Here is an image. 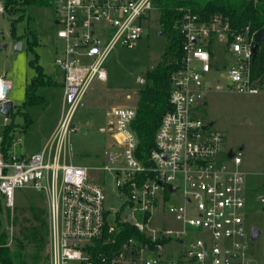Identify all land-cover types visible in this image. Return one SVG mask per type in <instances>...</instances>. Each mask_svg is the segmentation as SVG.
<instances>
[{"label": "built area", "instance_id": "1", "mask_svg": "<svg viewBox=\"0 0 264 264\" xmlns=\"http://www.w3.org/2000/svg\"><path fill=\"white\" fill-rule=\"evenodd\" d=\"M57 38L62 47L55 63L63 72V103L59 122L42 150L6 155L2 143L10 115L0 123V193L15 207L17 191L30 188L45 195L49 223V264H252L246 256L245 174L241 153L225 149L224 135L198 117L211 72H220L226 89L245 95L264 92L253 77L254 33L235 30L222 14L202 18L180 8L175 28L181 37L180 58L170 74L171 110L162 118L155 147L147 162L137 156L139 140L132 128L137 110L114 107L106 111L108 130L123 148V166L104 169L116 176V187L128 195L120 223L145 237L125 241L116 254H94L89 247L105 231L117 232L116 218L105 209L101 186L90 180L89 168L68 163L69 136L78 132L75 114L94 80H108L106 62L118 44L137 46L143 22L159 10L158 0H54ZM0 13L5 8L0 3ZM227 56L218 63L217 47ZM12 82L0 76V107L9 101ZM224 86H218L222 89ZM230 152L233 154L229 157ZM110 163L118 156L107 153ZM179 194L183 203H172ZM258 199L264 205V189ZM130 210V216L126 211ZM165 210L180 229L154 226L155 212ZM188 227L200 230L175 258L165 255L172 242L184 243Z\"/></svg>", "mask_w": 264, "mask_h": 264}, {"label": "rangeland", "instance_id": "2", "mask_svg": "<svg viewBox=\"0 0 264 264\" xmlns=\"http://www.w3.org/2000/svg\"><path fill=\"white\" fill-rule=\"evenodd\" d=\"M15 18L17 16L13 17ZM159 18L160 9L149 14L143 22L145 33L136 47L128 48L118 44L114 48L106 62L108 80L93 81L74 117L79 131L72 133L68 139V163L89 168L90 180L103 189L104 206L110 213L111 220L125 207L128 195L116 187L115 174L104 169L106 166L121 167L124 161L123 148L114 141L108 130L106 111L114 107L137 108L139 91L150 84L147 73L162 60L170 41L169 34L162 32ZM13 19L0 13V76L5 75L12 82L8 98L14 107L9 117L10 122L17 127L14 137L21 140L14 146L13 152L17 156H30L42 150L61 117V85L64 76L55 60L63 44L57 38L59 27L55 24L53 3L30 7L24 19L15 23V29L12 26ZM19 44L21 47L17 49ZM217 51L218 63L225 64L227 56L219 46ZM34 60H37V65L42 67L52 83L36 90L44 102L23 108L27 85L37 76L36 69L31 65ZM205 81L214 89L207 92L198 117L224 135L226 150L241 153L244 163L240 170L245 173L247 182L245 222L248 247L245 254L252 264H264V205L258 199V193L264 189V92L245 95L228 91L221 71L211 72ZM220 85L224 87L218 89ZM26 116L32 120L30 124H26ZM2 122L3 115L0 114V123ZM108 152L118 156V163L109 162ZM172 203L182 204L183 199L175 194ZM32 206L47 210V200L45 195L28 187L17 191L13 210L2 203V230L7 236V246L14 253L19 252V228L13 226L14 217L20 212L18 208L25 210L22 220L30 217L28 210ZM152 223L159 227H182L165 210L155 212ZM253 228L260 231L256 239L252 238ZM188 231L184 236V243L172 242L165 247L166 256L171 259L177 257L200 232L192 227H188ZM31 250L32 247H27L25 252ZM43 254H49V238ZM14 264L19 263L15 260Z\"/></svg>", "mask_w": 264, "mask_h": 264}, {"label": "trees", "instance_id": "3", "mask_svg": "<svg viewBox=\"0 0 264 264\" xmlns=\"http://www.w3.org/2000/svg\"><path fill=\"white\" fill-rule=\"evenodd\" d=\"M53 1L2 0V4L5 8V14L12 19L17 16L12 20V26L15 29V23L24 19L30 7L48 6ZM158 5L161 29L163 33L169 34L170 41L162 60L147 73L150 84L139 91L137 114L131 125L139 140L137 156L144 162L148 161L149 154L155 147L156 133L163 116L171 110L169 102L170 74L176 68V61L180 58L181 49V37L175 28L180 17L179 9H190L204 19H209L215 14H222L229 19L235 30H242L249 26L251 32L254 33L264 26L263 0H158ZM36 61H32L31 65L36 69L37 76L27 85L23 108L44 102V99L37 95L36 90L40 86L52 83ZM252 64L253 77L260 79V83H264V43L259 45ZM25 120L26 124L32 122L29 116H26ZM16 129L17 127L13 122H10L6 127L2 143V149L6 155L12 149ZM2 203H4V199L0 193V264H14L15 260L19 264H49V255L43 254L48 246L49 238L47 210L40 206H32L28 210L31 216L24 217L22 220V214L25 210L18 208L20 212L15 215L13 226L19 228L17 231L19 252L14 253L7 246V236L2 230ZM120 218L121 213L116 218L117 232L115 234L105 231L103 237L96 240L93 247H89L94 254H116L122 244L132 237L139 241H145V237L134 227L120 223ZM27 247H32V250L26 253ZM21 254L26 255L21 256Z\"/></svg>", "mask_w": 264, "mask_h": 264}, {"label": "water", "instance_id": "4", "mask_svg": "<svg viewBox=\"0 0 264 264\" xmlns=\"http://www.w3.org/2000/svg\"><path fill=\"white\" fill-rule=\"evenodd\" d=\"M248 1H252V0H248ZM264 1V0H263ZM264 43V26L259 29L258 31L255 32L254 34V42L252 45V52H253V59L256 57L257 54V50L260 44ZM21 44L18 45L17 49H20ZM14 104L12 101H8L4 104L1 105L0 107V112L3 113L4 115L9 116L12 113ZM232 153L230 152L229 157H232ZM130 210L126 211V216H130ZM260 235V231L257 228H253L252 229V238L256 239L258 238Z\"/></svg>", "mask_w": 264, "mask_h": 264}, {"label": "crops", "instance_id": "5", "mask_svg": "<svg viewBox=\"0 0 264 264\" xmlns=\"http://www.w3.org/2000/svg\"><path fill=\"white\" fill-rule=\"evenodd\" d=\"M0 3H2V2H0ZM61 86H62V89H63V83H62ZM243 163H244V161L242 160V164H241V166L243 165ZM241 166H240V167H241ZM242 172H243V171H242ZM243 173H244V172H243ZM244 174H245V173H244ZM246 185H247V182H245V186H246ZM246 189H247V188L245 187V197H246ZM258 195H259V193H258ZM245 208H246V207H245Z\"/></svg>", "mask_w": 264, "mask_h": 264}]
</instances>
